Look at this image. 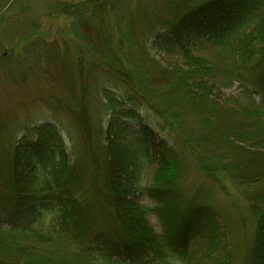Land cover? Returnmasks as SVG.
Masks as SVG:
<instances>
[{"label": "trees", "instance_id": "obj_1", "mask_svg": "<svg viewBox=\"0 0 264 264\" xmlns=\"http://www.w3.org/2000/svg\"><path fill=\"white\" fill-rule=\"evenodd\" d=\"M184 1L177 2L176 17L162 25L164 34L151 47L178 50L185 65L168 70L151 59L154 74L176 84L170 91H176L171 96L177 100L169 99L170 106L187 105L199 122L209 125L211 137L227 146H221L225 152L219 156H231L236 163L230 175L262 180L264 187V170L254 175L242 171L244 163L264 156V0ZM202 36L220 47L217 59L222 63L187 49L191 38ZM145 45L142 48L148 54ZM128 84L131 91L136 90L133 82ZM235 84L240 85V92L232 97L236 107L229 112L238 121L228 123L215 92ZM116 89L118 93L104 87L100 93L110 106L104 143L98 140L103 143L101 183L97 180L89 189L81 185L78 161L68 159L64 138L50 123L34 129L35 139L20 140L12 158L5 161L8 181L0 186L3 257L21 255V264L191 263L190 244L201 235L205 238L204 227L216 223V215L207 206H190L186 212L177 207L166 185L174 182L175 173L183 167L180 154L158 131L137 121L132 108L135 99ZM255 95L260 96L259 104ZM149 163L164 178H155L156 184L146 187L141 178ZM262 190L254 198L256 203L264 204ZM47 212L53 219L42 223ZM153 212L165 228L162 234L150 225ZM258 215L250 264H264V210ZM22 239L33 244L23 245Z\"/></svg>", "mask_w": 264, "mask_h": 264}, {"label": "rangeland", "instance_id": "obj_2", "mask_svg": "<svg viewBox=\"0 0 264 264\" xmlns=\"http://www.w3.org/2000/svg\"><path fill=\"white\" fill-rule=\"evenodd\" d=\"M178 1L185 2L0 0V186L8 181L4 164L12 158L19 141L35 139L34 129L45 123L58 128L68 159L78 161L81 185L89 189L97 180L101 183L100 146L105 140L110 106L100 93L104 87L116 93L119 88L135 99L132 108L138 114L137 121L158 131L182 158L177 178L166 185L177 207L186 212L190 206H207L216 215V223L204 227L208 232L205 238L201 235L190 244V264H250L258 212L264 210V204L254 199L263 192L262 180L230 175L237 165L231 156H221L225 160L219 156L225 152L223 144L211 137L209 125L199 122L187 105L170 106L169 99L177 100L171 96L176 91L170 90L177 86L166 76L155 75L151 67V59L168 70L185 65L178 50L151 47L154 39L164 34L162 25L176 17ZM154 32L157 35L153 36ZM190 40L187 49L194 55L217 62L220 47L216 43L207 36ZM128 81L136 86V90L132 88L136 93ZM239 92V84L215 92L228 123L238 121L229 111L236 107L232 97ZM254 100L259 104L260 96L255 95ZM253 159L244 163V174L264 170V156ZM163 175L149 163L141 181L149 187ZM145 204L157 206L155 202ZM52 219V213L47 212L41 221L48 224ZM149 220L157 233L165 232L154 212ZM19 241L33 244L27 239ZM2 255L0 264H21L24 259L21 255Z\"/></svg>", "mask_w": 264, "mask_h": 264}]
</instances>
